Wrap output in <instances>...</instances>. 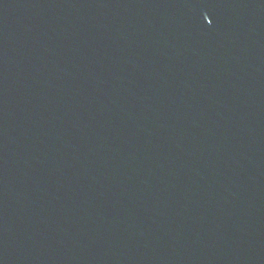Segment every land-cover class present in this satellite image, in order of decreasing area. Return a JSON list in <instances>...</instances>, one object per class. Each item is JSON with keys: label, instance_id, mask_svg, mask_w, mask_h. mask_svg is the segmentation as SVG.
I'll return each instance as SVG.
<instances>
[{"label": "water", "instance_id": "obj_1", "mask_svg": "<svg viewBox=\"0 0 264 264\" xmlns=\"http://www.w3.org/2000/svg\"><path fill=\"white\" fill-rule=\"evenodd\" d=\"M0 264H264V0H0Z\"/></svg>", "mask_w": 264, "mask_h": 264}]
</instances>
